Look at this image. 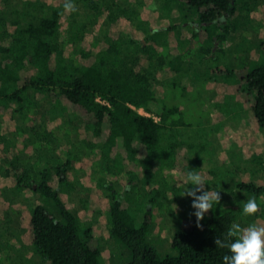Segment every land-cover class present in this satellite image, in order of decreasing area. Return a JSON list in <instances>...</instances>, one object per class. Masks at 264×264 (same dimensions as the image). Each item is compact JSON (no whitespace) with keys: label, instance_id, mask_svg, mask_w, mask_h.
<instances>
[{"label":"trees","instance_id":"1","mask_svg":"<svg viewBox=\"0 0 264 264\" xmlns=\"http://www.w3.org/2000/svg\"><path fill=\"white\" fill-rule=\"evenodd\" d=\"M131 1L134 8L121 6L118 0H72L96 13L92 25L108 21L99 45L77 11L64 9L65 0H22L20 7L8 12L6 0H0V215L4 192L36 191L40 196L28 203L26 217L37 254L50 264H107L101 260L100 242L91 227L85 226L80 235L79 217L62 193L74 186L70 168L88 157L95 161V167L88 169L95 187L107 199L104 214L110 236L130 250L124 264H224L223 256L232 253L215 241L234 242L227 232L238 220L220 204H214L200 221L202 227L196 226L193 216L172 236V254L161 253L147 235L151 204H160L167 189H180L174 178H168L169 170L176 169L179 176L203 172L207 144L201 142L207 137L183 119L179 57L198 54L202 61L213 56V46L218 51L229 42L237 28L238 9L247 2ZM188 10L196 13L193 24L187 20ZM177 16L179 21L166 22ZM262 60L241 84L254 93L251 109L264 128ZM45 97L50 100L48 116L39 111ZM234 107L231 111L236 114ZM68 111L81 116L82 125L76 129V141L67 133L59 144L53 129L60 127ZM228 143L223 144L225 150ZM235 150L238 144L232 157L239 154ZM23 151L35 160L22 162ZM258 151L263 157L256 153L249 158L253 171L264 169V147ZM124 177L129 184L118 189L116 182ZM254 182L240 181L238 186L264 198V184ZM136 184L150 187L145 188L144 206L128 202Z\"/></svg>","mask_w":264,"mask_h":264},{"label":"rangeland","instance_id":"2","mask_svg":"<svg viewBox=\"0 0 264 264\" xmlns=\"http://www.w3.org/2000/svg\"><path fill=\"white\" fill-rule=\"evenodd\" d=\"M244 1L247 4L239 7L235 22L237 28L227 44L221 45V49L218 51H216L217 47L213 46L214 55L206 57L202 61L198 54L191 59L185 58V55L179 57V66H181L179 104L182 108L183 119L190 123L193 130L202 132L207 137L201 142L207 144V149L203 151V161L200 167L203 174L198 172L199 170H193V172L204 175L211 168L203 177L206 183L205 190L219 192L222 201L220 205L234 212L241 228H247L252 224L264 227L263 195L249 193L238 186L240 181L247 183L255 181L254 183L257 185L264 184V169L251 170L253 165L249 160L254 154H260L258 151L260 146L264 147V128L257 123L251 109L254 93L249 92L245 84H241L248 71L253 66L260 64L264 58V0ZM117 3L132 8L136 6V3L131 0H118ZM21 4L22 0H6L7 12L12 8L20 7ZM74 5L77 17L85 20L88 23V30L94 32L93 41L101 45L102 39L106 35L108 21L105 19L102 25L100 23L92 25L90 20L96 16V13L85 8L82 3H74ZM152 5L156 6L155 3ZM145 11L148 12L146 9ZM179 18L177 16L173 20H166V22L179 21ZM195 19L196 13L188 10V22L193 24ZM185 25L187 24L185 23ZM187 47L189 44L185 46V48ZM226 67L234 71L228 73ZM49 105V98H43L39 111L48 116ZM233 106H235L236 114L231 111ZM138 110L146 113L143 108H138ZM82 121L81 116L73 114V112H66L60 127L53 129L54 135L58 138L56 143L63 144L67 133L73 141H76V129L82 125ZM219 122L221 124L218 130H215ZM216 132H220L222 135L220 136ZM226 142H229L227 150L223 148V144ZM236 144L239 145V150H235V152L239 154L232 157V150ZM59 150L58 148V153H60ZM27 152H21L20 160L22 162L28 159L34 161L35 156L30 157ZM261 154L263 157V153ZM94 162L91 163L88 157H82L75 167L70 168V177L71 180H74V186L62 193H64L69 207L79 217L80 235L83 234L82 230L85 226H90L92 234L99 239L102 262L124 264L131 257L130 250L120 239L110 236L109 224L104 214L107 208V199L103 192L95 187L92 171H88ZM94 164L92 167H95ZM168 173L169 179L174 178L178 182L176 187L191 188L190 185L188 186L189 182H186L187 173L185 176H179L176 169H170ZM108 177L113 179L110 175ZM116 183L118 189L121 190L124 185L129 184L125 177ZM145 185H134L129 193L128 202H132V205L141 203L144 206L147 203L145 190L150 189ZM187 187L184 188L185 191ZM179 191H175L173 188L167 189L161 196L160 204L153 203L154 206L153 204L150 206L152 222L147 240L163 254L174 253L170 246L172 236L184 227L197 211L192 207L194 198L184 195V193L179 195ZM200 194L202 193H197V195ZM3 196L5 202L0 215V263L50 264L47 258L37 254L26 217L28 203L34 201L40 194L25 189L19 195L4 192ZM182 197L189 204L185 206ZM250 198H255L260 206L259 213L256 212L255 215H245L243 212V206ZM142 211L143 208L137 214L139 219H142ZM54 213L56 214L55 211Z\"/></svg>","mask_w":264,"mask_h":264},{"label":"clouds","instance_id":"3","mask_svg":"<svg viewBox=\"0 0 264 264\" xmlns=\"http://www.w3.org/2000/svg\"><path fill=\"white\" fill-rule=\"evenodd\" d=\"M64 9L66 11H75V5L72 0H65ZM192 188H188L184 195L193 197L192 207L197 211L196 226L202 227L200 221L204 219L205 213L213 210V205H219L221 201L220 194L217 190H205V181L201 174L189 171L187 181ZM198 192L202 194L197 195ZM259 204L255 198H250L243 206L245 215H255L259 211ZM227 236L235 238L234 242L222 243L216 239L218 247L228 248L231 255L223 256L224 264H264V227L256 224L249 225L247 228H241L239 224H234L228 230Z\"/></svg>","mask_w":264,"mask_h":264},{"label":"built area","instance_id":"4","mask_svg":"<svg viewBox=\"0 0 264 264\" xmlns=\"http://www.w3.org/2000/svg\"><path fill=\"white\" fill-rule=\"evenodd\" d=\"M146 114H149V113L146 112Z\"/></svg>","mask_w":264,"mask_h":264}]
</instances>
